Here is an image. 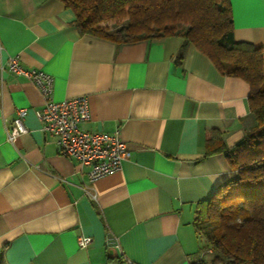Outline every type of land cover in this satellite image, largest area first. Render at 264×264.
I'll return each mask as SVG.
<instances>
[{"label": "crops", "instance_id": "obj_1", "mask_svg": "<svg viewBox=\"0 0 264 264\" xmlns=\"http://www.w3.org/2000/svg\"><path fill=\"white\" fill-rule=\"evenodd\" d=\"M230 4L234 40L264 46V0ZM74 19L58 0H0V261L196 263L200 203L236 178L225 152L254 126L250 86L179 37L117 47L80 35ZM11 57L53 78L55 102L88 97L81 127L118 133L129 151L121 171L90 184L88 167L59 154L35 116L42 97L7 70ZM22 108L28 132L12 144Z\"/></svg>", "mask_w": 264, "mask_h": 264}, {"label": "trees", "instance_id": "obj_2", "mask_svg": "<svg viewBox=\"0 0 264 264\" xmlns=\"http://www.w3.org/2000/svg\"><path fill=\"white\" fill-rule=\"evenodd\" d=\"M80 35L123 43L179 37L222 74L245 80L255 130L230 152L237 171L208 200L194 228L209 259L197 264H264V46L234 40L230 0H58ZM221 151L209 150L208 153ZM193 264H196L195 262Z\"/></svg>", "mask_w": 264, "mask_h": 264}, {"label": "built area", "instance_id": "obj_3", "mask_svg": "<svg viewBox=\"0 0 264 264\" xmlns=\"http://www.w3.org/2000/svg\"><path fill=\"white\" fill-rule=\"evenodd\" d=\"M6 68L13 75L29 80L39 91L43 105L35 112V116L42 132L56 138L57 151L60 155L89 168L87 176L90 184L122 170L129 158V151L119 139L118 133L87 131L81 127L90 120L87 96L55 102L52 99L53 78L50 75L39 69H24L17 57L9 58ZM26 116V109L16 111V118L6 133V140L9 143L13 144L18 137L28 132L24 125ZM84 192L95 198L90 189L85 188ZM90 241V238L79 237L78 247L85 249ZM211 253V250L204 252L198 261Z\"/></svg>", "mask_w": 264, "mask_h": 264}, {"label": "rangeland", "instance_id": "obj_4", "mask_svg": "<svg viewBox=\"0 0 264 264\" xmlns=\"http://www.w3.org/2000/svg\"><path fill=\"white\" fill-rule=\"evenodd\" d=\"M255 126H256V124L254 121V126L252 127V129H250L249 134L255 130ZM191 229H192V233H193V241H194V244L196 246V251H197L198 255H201L204 253V252H202L204 250V247H205L204 239L201 235H198L195 232L193 227ZM210 257H211V254H207V256H204V259H209ZM0 264H3V263L0 261Z\"/></svg>", "mask_w": 264, "mask_h": 264}]
</instances>
